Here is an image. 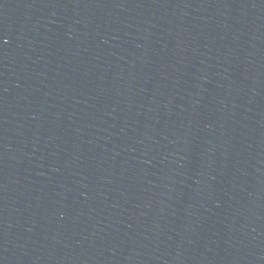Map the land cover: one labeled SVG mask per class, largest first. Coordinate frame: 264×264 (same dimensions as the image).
Returning a JSON list of instances; mask_svg holds the SVG:
<instances>
[{
	"label": "water",
	"instance_id": "obj_1",
	"mask_svg": "<svg viewBox=\"0 0 264 264\" xmlns=\"http://www.w3.org/2000/svg\"><path fill=\"white\" fill-rule=\"evenodd\" d=\"M0 264H264V0H0Z\"/></svg>",
	"mask_w": 264,
	"mask_h": 264
}]
</instances>
